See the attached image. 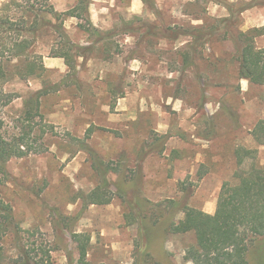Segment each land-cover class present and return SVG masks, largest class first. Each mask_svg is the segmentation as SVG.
I'll return each instance as SVG.
<instances>
[{"label": "rangeland", "instance_id": "rangeland-1", "mask_svg": "<svg viewBox=\"0 0 264 264\" xmlns=\"http://www.w3.org/2000/svg\"><path fill=\"white\" fill-rule=\"evenodd\" d=\"M79 1L51 0L79 18L64 17L65 36L41 31L33 51L43 75L4 86L21 96L0 112L15 132L28 130L20 118L28 94L58 90L40 102L54 133L38 131L36 144L48 151L9 160L0 199L18 226L50 242L52 264H134L144 246L158 264H192L184 252L194 233L170 232L183 218L176 203L214 212L224 182L264 165L252 135L264 122V85L237 74L241 35L264 45V0ZM197 27L215 31L208 43L178 34ZM67 41L88 47L85 59L71 50L75 69L57 56ZM240 148L256 150L255 159L240 163ZM94 192L110 202L89 204ZM73 232L89 236L84 262ZM238 238L248 264L264 261V223L262 235L240 227ZM15 244L5 240L10 251Z\"/></svg>", "mask_w": 264, "mask_h": 264}, {"label": "trees", "instance_id": "trees-1", "mask_svg": "<svg viewBox=\"0 0 264 264\" xmlns=\"http://www.w3.org/2000/svg\"><path fill=\"white\" fill-rule=\"evenodd\" d=\"M84 1H79L84 4ZM246 9V8H245ZM79 18L75 7L66 12H57L51 0H5L0 2V112L14 100L21 97L16 92L5 90L4 86L15 78L26 80L41 77L45 72L41 55L33 51L41 31L47 27L65 36L64 17ZM51 19H49V18ZM54 20V22L52 21ZM96 33V29L93 28ZM215 31L193 28L178 34L188 35L196 42L208 43ZM244 44L239 50L237 74L250 84L264 85V47H256L253 37L243 33ZM71 50L84 58L88 47H81L67 41V51L57 56L64 58L70 69H75ZM85 59V58H84ZM58 85L43 86L31 92L23 100L20 118L28 125V130L18 128L15 132L8 126L5 117L0 114V184L7 181L9 174L6 163L28 153H45L48 144L37 146L38 131L43 137L52 135L54 127L42 124L40 111L41 99L51 91H57ZM40 121V122H39ZM35 126L39 128L35 130ZM34 135V136H32ZM86 135H89L87 133ZM256 142L264 145V122L259 121L252 131ZM256 150L240 148L236 150L238 161L243 158L254 160ZM201 177V174L199 175ZM94 192L89 204H106L111 198H100ZM183 218L170 228L174 234L194 233V242L186 247L184 258L192 264H248V245L238 238L240 227L252 236L262 235L264 223V165L251 163L243 170L236 185L224 182L219 190L216 208L213 213L190 207L187 203L179 205ZM36 231L23 229L15 223L8 203L0 199V264H52V247L45 239L35 237ZM13 237L16 244L10 251L5 240ZM80 261L84 262L88 252L89 236L84 233H72ZM146 242H144V245ZM140 250V256L134 264H158L150 259L148 251ZM150 264V263H149ZM259 264H264L263 259Z\"/></svg>", "mask_w": 264, "mask_h": 264}, {"label": "crops", "instance_id": "crops-1", "mask_svg": "<svg viewBox=\"0 0 264 264\" xmlns=\"http://www.w3.org/2000/svg\"><path fill=\"white\" fill-rule=\"evenodd\" d=\"M251 10V9H250ZM249 9L248 10H246V12H244V13H242L243 15H244V17H246V18H248V17H253V16H251V14L253 15V13L250 11ZM246 13H248V14H246ZM250 14V15H249ZM248 16V17H247ZM250 18H249V20H250ZM248 20V21H249ZM258 27V26H257ZM249 28V24H247L246 23V28L245 29H248ZM262 36H264V35H262ZM262 47H264V45L262 46ZM206 211V210H205ZM207 212L208 213H213V211H211V210H207Z\"/></svg>", "mask_w": 264, "mask_h": 264}, {"label": "clouds", "instance_id": "clouds-1", "mask_svg": "<svg viewBox=\"0 0 264 264\" xmlns=\"http://www.w3.org/2000/svg\"><path fill=\"white\" fill-rule=\"evenodd\" d=\"M134 10L138 11V6L137 5H134Z\"/></svg>", "mask_w": 264, "mask_h": 264}]
</instances>
